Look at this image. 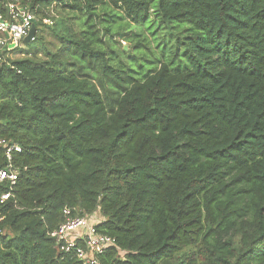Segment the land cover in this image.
Segmentation results:
<instances>
[{
    "label": "trees",
    "instance_id": "trees-1",
    "mask_svg": "<svg viewBox=\"0 0 264 264\" xmlns=\"http://www.w3.org/2000/svg\"><path fill=\"white\" fill-rule=\"evenodd\" d=\"M30 1L38 46L0 63V139L22 147L0 149V264H82L51 237L66 208L101 212L100 264H264V0ZM107 6L165 32L160 67L43 23Z\"/></svg>",
    "mask_w": 264,
    "mask_h": 264
},
{
    "label": "built area",
    "instance_id": "built-area-1",
    "mask_svg": "<svg viewBox=\"0 0 264 264\" xmlns=\"http://www.w3.org/2000/svg\"><path fill=\"white\" fill-rule=\"evenodd\" d=\"M38 7H33L30 0H0V63L6 62L11 54L21 48L32 28L36 25ZM56 14L52 11L43 19L46 25H53ZM36 35L31 39L34 42ZM0 149L6 151L9 161L13 152H22L18 144L0 139ZM18 180V172L12 164L0 170V184L4 181L13 186ZM12 196V191L2 196V202ZM99 212L74 217L72 209L64 210L65 221L51 233L60 253H72L82 264H100L99 257L116 248L115 239L98 231L103 222ZM117 249V248H116ZM118 256L125 259L126 251L119 250Z\"/></svg>",
    "mask_w": 264,
    "mask_h": 264
},
{
    "label": "rangeland",
    "instance_id": "rangeland-1",
    "mask_svg": "<svg viewBox=\"0 0 264 264\" xmlns=\"http://www.w3.org/2000/svg\"><path fill=\"white\" fill-rule=\"evenodd\" d=\"M52 11L58 16L64 17L66 24L75 32L81 33L82 30L88 29L93 32L96 47L107 53L110 65L115 68L123 69L129 73H138L143 68L160 67V64L165 60L162 51L163 41H167L168 37L165 32H160L158 29L153 34L147 28L136 27L125 12L121 10L107 6L98 10L90 20L81 14L67 12L61 14L53 7L46 8L45 14H52ZM37 19L39 20L41 17L37 15ZM84 22L88 24L86 25ZM49 33L50 31L44 33L48 40L52 38ZM169 33L170 31L167 32V34ZM156 34H158L157 39ZM37 46L36 42L31 43V45L23 43L20 49L25 53L16 51L9 58L12 61L26 58L28 56L26 51ZM138 76L140 77V74ZM100 216L104 220L101 213Z\"/></svg>",
    "mask_w": 264,
    "mask_h": 264
},
{
    "label": "water",
    "instance_id": "water-1",
    "mask_svg": "<svg viewBox=\"0 0 264 264\" xmlns=\"http://www.w3.org/2000/svg\"><path fill=\"white\" fill-rule=\"evenodd\" d=\"M36 30H37L36 25H34L33 28H32V30H31V32H30V34H29V36L25 39V42H26V43L31 42V39H32L33 37H35V35H36Z\"/></svg>",
    "mask_w": 264,
    "mask_h": 264
}]
</instances>
